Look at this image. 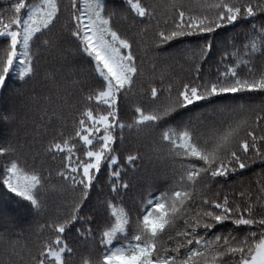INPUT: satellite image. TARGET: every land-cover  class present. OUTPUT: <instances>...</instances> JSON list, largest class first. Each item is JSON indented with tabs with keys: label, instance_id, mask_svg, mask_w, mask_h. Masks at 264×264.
<instances>
[{
	"label": "trees",
	"instance_id": "1",
	"mask_svg": "<svg viewBox=\"0 0 264 264\" xmlns=\"http://www.w3.org/2000/svg\"><path fill=\"white\" fill-rule=\"evenodd\" d=\"M263 244L264 0H0V264H244Z\"/></svg>",
	"mask_w": 264,
	"mask_h": 264
},
{
	"label": "rangeland",
	"instance_id": "2",
	"mask_svg": "<svg viewBox=\"0 0 264 264\" xmlns=\"http://www.w3.org/2000/svg\"><path fill=\"white\" fill-rule=\"evenodd\" d=\"M49 4H50V1L45 4L46 5V8L49 6ZM35 13L36 14L32 15V17L30 19V23L34 20L35 16H37L38 11L36 10ZM88 13H89V16H88V19H89L88 20V25L89 26H93V27L99 25V22H97V15H98V13H97V7L95 5L90 6L88 8ZM3 35L9 36L12 39V42H13L14 47L16 46V44L18 43V31H5V32H3ZM88 51L93 54V52H92L91 49H88ZM116 55H114V54L112 55V57L114 59L113 62H112V69L116 73H118L120 71L121 61H120V59H117L115 57ZM93 56L96 58L97 63L99 64V69H100L101 75H103L104 77H106L107 80H108L107 90H106L105 93H103L99 97V100L101 102L110 103V101H111V99H112V97H113V95L115 93V88H116L115 84L113 83V81L111 79V77H112L111 73L112 72L109 71V70H107L105 67H103V64L99 61V58L98 57H96L94 54H93ZM11 57H12V55H11ZM106 133L107 132H105L104 134H106ZM107 136H109V133H107ZM107 147H108V142H106V144H105V148H107ZM98 163H99V161L93 163L91 167H93V168L96 169L98 167ZM91 167L88 168L85 171V177H84V179H86V180H89L90 179ZM62 252H63V247L60 248V250H58V251H52L51 254H52V256H54L56 258V260L58 262H61L62 261ZM244 264H264V244L262 246H260V249L257 251L256 255L250 261H247Z\"/></svg>",
	"mask_w": 264,
	"mask_h": 264
}]
</instances>
